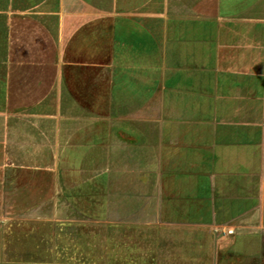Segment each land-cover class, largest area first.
I'll list each match as a JSON object with an SVG mask.
<instances>
[{
	"label": "crops",
	"instance_id": "crops-1",
	"mask_svg": "<svg viewBox=\"0 0 264 264\" xmlns=\"http://www.w3.org/2000/svg\"><path fill=\"white\" fill-rule=\"evenodd\" d=\"M70 261L264 264V0H0V264Z\"/></svg>",
	"mask_w": 264,
	"mask_h": 264
},
{
	"label": "rangeland",
	"instance_id": "rangeland-1",
	"mask_svg": "<svg viewBox=\"0 0 264 264\" xmlns=\"http://www.w3.org/2000/svg\"><path fill=\"white\" fill-rule=\"evenodd\" d=\"M93 242H94V244L96 243V241L94 239L92 240V245H93ZM95 245H97V244H95ZM59 264H106V263H100V262L77 263L76 261H70L67 263H59ZM134 264H139V263H134Z\"/></svg>",
	"mask_w": 264,
	"mask_h": 264
}]
</instances>
